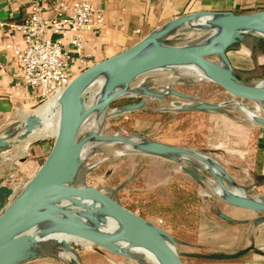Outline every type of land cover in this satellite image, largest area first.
I'll list each match as a JSON object with an SVG mask.
<instances>
[{
  "label": "rangeland",
  "instance_id": "1",
  "mask_svg": "<svg viewBox=\"0 0 264 264\" xmlns=\"http://www.w3.org/2000/svg\"><path fill=\"white\" fill-rule=\"evenodd\" d=\"M215 18L197 17L172 30L164 25L157 30L164 32L159 40L143 37L133 45L140 49L134 57L165 47L209 46L227 33ZM263 42L259 33L246 31L244 39L228 51L230 67L216 54L207 59L243 85L264 86V52L259 49ZM201 77L198 67L170 66L124 83L127 94L118 97L109 94V76L101 77L103 84L96 78L82 94L83 111L88 115L77 133V153L68 178L72 186L100 190L153 229L168 233L183 264H264V213L227 204L218 192L216 176L220 174L211 165L216 163L229 175L232 182L223 180L227 189L264 201V104L234 98ZM102 98L109 100L104 109ZM46 102L38 100L13 114L0 129V214L38 175L53 151L55 139L29 142L32 115ZM125 108L132 109L121 111ZM99 119L103 122L95 129ZM98 135L160 142L200 158L178 155L174 161L145 155L125 143L98 142ZM62 206L87 228L104 223L92 218L93 212L66 203ZM39 212L33 226L43 228L55 214L50 207ZM15 243L17 264L71 263L59 244L20 248ZM69 245L79 264H147L97 246ZM249 247L235 260L211 259ZM30 253L40 257L31 259Z\"/></svg>",
  "mask_w": 264,
  "mask_h": 264
},
{
  "label": "water",
  "instance_id": "2",
  "mask_svg": "<svg viewBox=\"0 0 264 264\" xmlns=\"http://www.w3.org/2000/svg\"><path fill=\"white\" fill-rule=\"evenodd\" d=\"M197 17L220 18V24L224 25L226 28V35L209 46H197L194 48L165 47L151 55L140 58L134 57L140 49L131 47L114 57L93 64L71 81L65 91L67 94V103L72 111V120L61 129L59 136L55 139V145L51 153L52 158L44 175L28 190L18 194L0 214V264L19 263L17 257L19 252L17 249L13 248L14 241L20 244V248H28L31 245L46 247L52 244H35L36 241L31 235L27 236L28 245L21 244L17 239L12 240L13 243L10 242L11 235L15 233L20 228L21 224L28 218H32V227H34L33 221L41 216L39 210L43 207H50L55 214L49 216L51 222L55 223L50 231L65 233L71 237L89 241L99 246L101 249L115 253L117 250L116 243L121 238L119 234L97 236L85 230V228H83L85 226L77 223V221L74 223L71 222V219L76 220V218L67 210V206L63 207L61 205L62 203L70 204V202H72V204H70L71 206L86 210L84 204L90 201L98 203L106 210L110 211L116 218L122 219L128 225L132 236L137 238L163 264H183L175 247L172 248L170 245V243L172 244V239L168 233L153 229L133 212L124 208L116 200L100 190L87 186L75 187L72 186L71 183L68 185L61 184L60 181L63 178L69 177L72 169L71 162L77 153V133L85 116L88 115L87 111H83L81 102L82 94L91 82L112 69L117 70L118 77L124 84L154 70L175 65L196 66L207 70L210 80L232 97L264 104V86L243 85L221 66L207 59L209 55L215 54L214 47L219 45V56L222 62L227 67H230L228 51L234 48L236 43L244 39L245 29L264 21V11L243 15L232 13H200L197 15H188L167 24V29H175ZM163 33L164 32L155 31L147 36V38L149 37L151 41H156L163 36ZM204 107L205 106H201L200 108ZM130 109L132 108H128L127 110ZM97 140L101 142L125 143L141 154L156 157H169L174 161L178 160V155H190L194 158H200L198 155L189 153L184 149L160 142H137L135 140H125L114 136H99ZM211 165L220 174L216 176V180L223 195V199L227 204L238 209L264 213V201L247 198L238 193L236 194L228 191L223 180L232 182L231 178L221 166L214 162H212ZM94 214V217H100L99 214ZM56 215L59 217H56ZM56 244L63 246L65 250L64 255L71 260L70 264H79L75 260L71 246L65 239ZM9 249H14L16 252L10 254L8 253ZM250 250L251 248L249 247L234 254L218 253L213 255L211 259L231 261L245 255ZM30 256L31 259L40 257L34 253H30ZM121 256L133 259L131 255L127 253ZM134 260L139 261V259Z\"/></svg>",
  "mask_w": 264,
  "mask_h": 264
},
{
  "label": "crops",
  "instance_id": "3",
  "mask_svg": "<svg viewBox=\"0 0 264 264\" xmlns=\"http://www.w3.org/2000/svg\"><path fill=\"white\" fill-rule=\"evenodd\" d=\"M52 1V0H48ZM104 12V24L85 35L84 51L93 64L114 57L172 21L200 13L237 15L264 11V0H78ZM32 0H0V23L26 22ZM137 31H140L138 34ZM8 35L0 30V129L13 114L37 100L18 77L20 65L5 51ZM22 44V39L17 40ZM257 63H259L257 61Z\"/></svg>",
  "mask_w": 264,
  "mask_h": 264
},
{
  "label": "built area",
  "instance_id": "4",
  "mask_svg": "<svg viewBox=\"0 0 264 264\" xmlns=\"http://www.w3.org/2000/svg\"><path fill=\"white\" fill-rule=\"evenodd\" d=\"M104 21L101 9L78 0H32L26 22L0 23V30L8 35L5 51L21 67L18 81L37 101H48L65 90L93 65L84 51V39Z\"/></svg>",
  "mask_w": 264,
  "mask_h": 264
},
{
  "label": "bare ground",
  "instance_id": "5",
  "mask_svg": "<svg viewBox=\"0 0 264 264\" xmlns=\"http://www.w3.org/2000/svg\"><path fill=\"white\" fill-rule=\"evenodd\" d=\"M213 21L215 23H218L219 25L221 23L220 18H215ZM208 22H210V21H208ZM198 24L199 23H197V25ZM244 31H245V33H246V31L256 32V33H259L260 35L264 36V21L259 23V24L254 25V26H251L248 29H245ZM214 48H215V54L219 57L220 46L216 45ZM198 71H199V75H201L202 77H207L210 80L207 70H205L204 68L198 67ZM104 75L109 76L110 80H111V83H110L111 90H110L109 94L113 95L114 97L115 96H117V97L118 96H125L127 94V91L125 89L126 85L124 86L122 80L118 77V73H117L116 69H112L111 71L99 76L97 78V81H99L100 84H103V82H102L103 79H101V77ZM198 78H200V77H198ZM104 81H105V79H104ZM98 97H99V95H98ZM108 101H109L108 98L103 99L102 104H100V105H102L103 109L105 108ZM91 106H93V105H91ZM191 108H193V107H191ZM126 110L127 109L125 108L121 111H126ZM99 113H100V111H99ZM32 116H33L32 117L33 118V126L31 129L32 131L30 134L29 142L35 141V140L38 141L40 139H45V138L57 139L61 129L64 126H66L68 123H70L72 120V111L70 109V106L67 103L66 91L62 90V91L57 92L56 95H53ZM103 116H105V115H103ZM106 116H108V115H106ZM111 117H112V115H111ZM101 119H103V118H101ZM101 119H99L100 121L96 122L95 125L93 124L95 129L100 127L101 123L103 122V120H101ZM28 120H29V118H28ZM93 130H94V128H93ZM90 133L91 132H89V134ZM97 137H99V135L96 136V138ZM76 141H77V139H76ZM98 142H100V141H98ZM51 158H52V155H50L46 164L43 166V168L41 170H39L40 172L38 173V175L35 176V178L30 181V183L22 191V193L25 192L26 190H28L35 182H37L38 180L41 179V177L44 175V173L48 167L49 162L51 161ZM74 162H76V161H74ZM60 183L68 185L70 183V179L69 178H63L60 181ZM227 190L232 192V193L237 194L236 190H233V189L232 190L227 189ZM218 192L221 193L220 190H218ZM70 204H72V202H70ZM64 205H65V203H64ZM66 205H68V204L66 203ZM84 206H85V209L87 211H89L88 213L93 212L92 218H99V220H102L104 222L103 224L100 223V225H98V226L96 225V227H93V228L90 227L91 229L83 227V228H85V230H88L89 232H92L97 236H106V235H112V234H119L121 236L120 240L116 243L117 250L115 251L114 254L121 256L122 254L127 253V254L131 255V257L133 259H139V260L145 261V262H147V264H163L137 238L132 236L128 225L122 219L116 218L110 211L106 210L103 206L99 205L96 202L90 201V202L85 203ZM94 213L99 214L100 217H97V216L94 217L95 216ZM31 219L32 218H28L27 220H25L21 224L20 228L15 233H13L11 235L10 241L17 239L21 244L28 245L29 242L27 240V236L31 235L36 241L35 244L58 243L59 241L65 239L69 244L73 243L74 245L76 244V245H79V246L86 248V249H90L93 246H97V245L92 244L89 241H85V240H82L79 238L71 237L65 233L50 231L51 227L54 226V224H55L54 222H51V221H50L51 222L50 224H48V225L45 224L46 226L43 228L32 227V222H31L32 220ZM46 221H48V220H46ZM70 221L73 223L76 222L75 219H73V220L71 219ZM15 244H17V241ZM170 245L172 248H174V246L171 243H170ZM97 247H98V249H101L99 246H97ZM15 252L16 251L14 249L8 250V253H10V254L15 253ZM63 255H64V253H63Z\"/></svg>",
  "mask_w": 264,
  "mask_h": 264
},
{
  "label": "trees",
  "instance_id": "6",
  "mask_svg": "<svg viewBox=\"0 0 264 264\" xmlns=\"http://www.w3.org/2000/svg\"><path fill=\"white\" fill-rule=\"evenodd\" d=\"M259 49H261L263 52H264V42L263 43H261V45H260V48Z\"/></svg>",
  "mask_w": 264,
  "mask_h": 264
}]
</instances>
